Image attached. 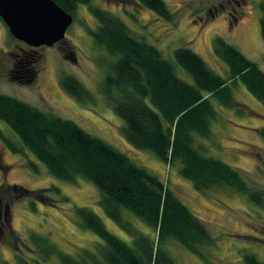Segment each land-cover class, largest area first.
Returning a JSON list of instances; mask_svg holds the SVG:
<instances>
[{
  "label": "rangeland",
  "instance_id": "rangeland-1",
  "mask_svg": "<svg viewBox=\"0 0 264 264\" xmlns=\"http://www.w3.org/2000/svg\"><path fill=\"white\" fill-rule=\"evenodd\" d=\"M171 12L164 21L137 0H92L90 5L117 16L133 37L156 47L174 66L176 75L194 84L174 59V51L190 48L222 78L229 72L213 50L221 37L264 72V41L260 34L264 0H163ZM65 39L51 47H41L36 55L42 68L35 81L28 73L9 69L16 41L0 18V94L8 95L73 121L88 134L124 153L135 165L162 179L187 209L208 228L215 243L204 253L207 263L178 242L169 239L166 249L175 264H241L248 252L264 263V208L226 187L197 191L181 178L177 167L168 166L147 150L133 148L123 137V120L115 114L101 91L115 57L95 45L91 32L97 21L88 5L79 4ZM63 75H70L87 90L81 102L62 87ZM15 77V78H14ZM232 95L239 107L213 102L217 117L210 124L211 135L195 142L205 156H212L243 176L247 186L264 197V105L240 83H233ZM115 94V90L110 88ZM5 136L18 150L13 152L0 141V195L10 196V220L0 234V264H58L56 252L76 254L81 248L94 249L102 241L81 227L75 210L86 207L99 216L107 230L120 240L131 238L108 218L98 204L96 186L78 177L73 182L52 176L0 122ZM5 171V172H4ZM8 186V187H6ZM130 219V218H129ZM143 232H150L137 219H131ZM51 252V253H50Z\"/></svg>",
  "mask_w": 264,
  "mask_h": 264
},
{
  "label": "trees",
  "instance_id": "trees-1",
  "mask_svg": "<svg viewBox=\"0 0 264 264\" xmlns=\"http://www.w3.org/2000/svg\"><path fill=\"white\" fill-rule=\"evenodd\" d=\"M53 1L71 15L79 4L88 5L95 17L97 27L91 32L95 45L116 58L101 91L123 120V137L133 148L150 151L166 165L177 167L179 176L197 191L230 188L264 208L262 193L250 189L237 169L203 155L195 144L198 138L211 135L210 124L217 117L212 101L239 107L232 95L233 83L240 82L264 105V72L256 62L221 37L215 38L214 53L229 72L225 79L190 48L180 47L174 51V59L192 78L194 84H189L176 75L172 63L156 47L133 37L117 16L91 6L92 0ZM137 1L162 20L172 19L163 0ZM260 8L264 41V2ZM60 83L81 102L89 96L70 75H63ZM0 122L55 178L73 182L82 177L92 182L98 189L103 213L131 238V243L120 240L97 214L86 207L77 208L78 224L93 232L102 244L92 250L81 248L74 255L54 248L50 251L57 253L58 264H175L166 249L169 239L205 263L209 261L204 251L214 245L215 239L206 225L162 179L135 165L124 153L71 120L4 94H0ZM259 135L264 138V128ZM0 141L13 152L18 151L1 128ZM131 219H137L150 232L139 230ZM240 263L264 264L248 252L243 253Z\"/></svg>",
  "mask_w": 264,
  "mask_h": 264
},
{
  "label": "water",
  "instance_id": "water-1",
  "mask_svg": "<svg viewBox=\"0 0 264 264\" xmlns=\"http://www.w3.org/2000/svg\"><path fill=\"white\" fill-rule=\"evenodd\" d=\"M0 18L14 39L34 48L63 41L73 21L53 0H0Z\"/></svg>",
  "mask_w": 264,
  "mask_h": 264
},
{
  "label": "flooded vegetation",
  "instance_id": "flooded-vegetation-1",
  "mask_svg": "<svg viewBox=\"0 0 264 264\" xmlns=\"http://www.w3.org/2000/svg\"><path fill=\"white\" fill-rule=\"evenodd\" d=\"M11 45L14 47L16 52H9V54L13 57L12 66L9 70L11 72L23 74L30 72L31 74L28 75V82L35 81L36 77L40 74L38 72L42 68V66H40L39 62H37L36 59L38 49H40L41 47H30L18 40L14 41ZM1 187L0 190L2 189ZM10 205V196L6 198L5 195H0V234H3V231L9 224Z\"/></svg>",
  "mask_w": 264,
  "mask_h": 264
}]
</instances>
